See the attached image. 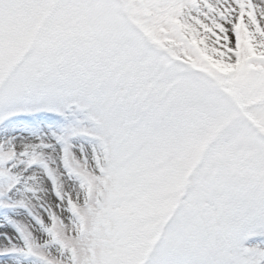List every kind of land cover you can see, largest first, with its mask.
Segmentation results:
<instances>
[{
  "label": "snow or ice",
  "instance_id": "snow-or-ice-1",
  "mask_svg": "<svg viewBox=\"0 0 264 264\" xmlns=\"http://www.w3.org/2000/svg\"><path fill=\"white\" fill-rule=\"evenodd\" d=\"M0 208V264H264V0H0Z\"/></svg>",
  "mask_w": 264,
  "mask_h": 264
},
{
  "label": "rangeland",
  "instance_id": "rangeland-1",
  "mask_svg": "<svg viewBox=\"0 0 264 264\" xmlns=\"http://www.w3.org/2000/svg\"><path fill=\"white\" fill-rule=\"evenodd\" d=\"M15 215H16V213L9 210V209L0 208V225H3L4 227H10L6 223V218L10 217V216H15Z\"/></svg>",
  "mask_w": 264,
  "mask_h": 264
}]
</instances>
